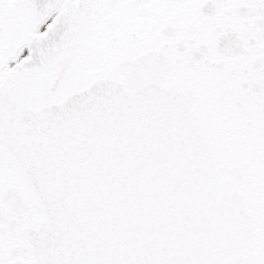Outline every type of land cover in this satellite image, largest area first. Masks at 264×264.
Returning a JSON list of instances; mask_svg holds the SVG:
<instances>
[{"label":"snow or ice","instance_id":"6c2138e0","mask_svg":"<svg viewBox=\"0 0 264 264\" xmlns=\"http://www.w3.org/2000/svg\"><path fill=\"white\" fill-rule=\"evenodd\" d=\"M0 264H264V0H0Z\"/></svg>","mask_w":264,"mask_h":264}]
</instances>
